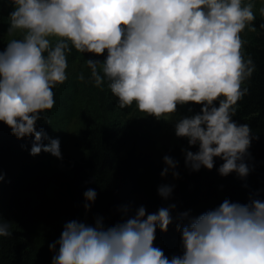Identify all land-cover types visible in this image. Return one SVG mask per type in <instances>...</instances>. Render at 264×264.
<instances>
[{
  "label": "clouds",
  "instance_id": "clouds-1",
  "mask_svg": "<svg viewBox=\"0 0 264 264\" xmlns=\"http://www.w3.org/2000/svg\"><path fill=\"white\" fill-rule=\"evenodd\" d=\"M8 34L20 33L0 51V123L17 139L34 137L31 155L42 151L62 159L59 140L37 131L42 113L55 104L53 88L67 79L68 54L97 57L86 60L90 80H105L123 109L135 103L139 112L156 119L171 116L179 105L201 106L182 117L175 135L186 138L185 166L212 170L223 160L221 176L249 174L245 156L252 142L248 124L233 120L236 105L248 93L244 87L255 71L245 59L241 33L253 25L252 0H10ZM264 16V7L259 9ZM264 27V25H262ZM84 80L83 72L79 75ZM191 111V110H190ZM162 177L178 178V162L164 156ZM3 176L0 175V180ZM174 186L162 184L158 194L171 197ZM97 193H84L90 209ZM147 213L125 206V217L111 226L97 217L94 226L76 220L64 225L60 239L49 244L52 264H264V201L248 204L225 199L218 208L177 224L182 254L167 257L154 246L157 228L167 232L171 208ZM10 223L0 217V237H11ZM58 247V251H56Z\"/></svg>",
  "mask_w": 264,
  "mask_h": 264
},
{
  "label": "trees",
  "instance_id": "trees-1",
  "mask_svg": "<svg viewBox=\"0 0 264 264\" xmlns=\"http://www.w3.org/2000/svg\"><path fill=\"white\" fill-rule=\"evenodd\" d=\"M252 2L256 31L246 28L241 37L245 59L252 58L255 71L243 85L248 93L237 102L233 116L237 124L251 128L252 142L244 158L249 174L244 178L235 172L221 176L218 169L223 160L218 157L212 170L202 167L192 171L185 166V158L173 155L179 176L174 178L170 172L167 185L174 186L172 195L167 200L161 198L158 188L166 183L156 150L157 127L135 103L121 109L106 80L100 87L91 82L86 60L102 62L106 52L97 57L73 48L68 54V79L53 88L54 107L41 114L36 128L46 133L42 143L47 145L50 123L57 114L63 126L72 125L68 143L78 157H62L53 167L50 153L30 154L34 137L17 139L0 123V217L10 223L12 232L11 237H0V264H52L56 253L50 251L49 244L60 239L67 222L94 226L100 217L111 226L125 218L121 211L125 206L131 208L130 215L140 206L147 213L175 206L170 212L173 222L167 232L157 228L154 241V246L171 258L183 251L177 231V224L187 223L181 220L182 213L195 218L218 208L225 199L240 204H248L251 198L264 201V16L259 11L264 0ZM9 26V17L0 18V51L21 36L3 39ZM81 72L84 80L79 79ZM200 110L195 104L177 108L183 117ZM178 139L184 149L198 151V146L189 148L184 138ZM88 189H94L97 197L86 210L84 193Z\"/></svg>",
  "mask_w": 264,
  "mask_h": 264
},
{
  "label": "rangeland",
  "instance_id": "rangeland-1",
  "mask_svg": "<svg viewBox=\"0 0 264 264\" xmlns=\"http://www.w3.org/2000/svg\"><path fill=\"white\" fill-rule=\"evenodd\" d=\"M13 10V6L10 4V0H0V18L7 19L9 17V13ZM20 33H15L13 35H9L8 31L4 33L2 36L3 39H10L16 37ZM183 116L180 115L178 112L172 114L171 116L162 117L161 119H156L153 116H150L152 120V124L154 127H157V133L155 137L156 142V150L160 155V163L162 166V170L165 167L163 162L164 156L167 154L166 151H169L170 154L167 156L173 159V155H179L182 159L185 158L184 153L182 152L183 147L180 146L179 139L175 135V125L179 119ZM61 118L58 117L57 114L53 115V118L50 123L49 128V136H48V144L51 140H59L60 142V151L62 157L76 159L78 154L69 146L68 139L69 134L71 133L72 125H65L63 126L62 122L60 121ZM184 141L188 144L186 138ZM54 157L50 154V158ZM57 158L54 157V160L51 161L53 167L56 166ZM162 181L166 184L171 183L170 173L166 177H162Z\"/></svg>",
  "mask_w": 264,
  "mask_h": 264
}]
</instances>
